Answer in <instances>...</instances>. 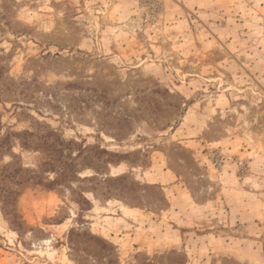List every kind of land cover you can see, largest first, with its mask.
I'll use <instances>...</instances> for the list:
<instances>
[{
    "label": "rangeland",
    "instance_id": "rangeland-1",
    "mask_svg": "<svg viewBox=\"0 0 264 264\" xmlns=\"http://www.w3.org/2000/svg\"><path fill=\"white\" fill-rule=\"evenodd\" d=\"M0 57L20 164L25 131L129 154L0 209V264H264V0H0Z\"/></svg>",
    "mask_w": 264,
    "mask_h": 264
},
{
    "label": "trees",
    "instance_id": "trees-1",
    "mask_svg": "<svg viewBox=\"0 0 264 264\" xmlns=\"http://www.w3.org/2000/svg\"><path fill=\"white\" fill-rule=\"evenodd\" d=\"M4 69L5 67L0 62V80ZM2 126L0 115V131ZM16 136L20 138V146L23 150H45L48 160L38 169L24 167L18 162L19 156L13 153L14 146L11 143V134L0 136V209L6 220L14 228L23 227L17 212V203L27 187L41 186L53 190L60 187L73 188V183L86 181L106 185L107 183H121L126 180L125 176L112 177L105 170L108 171L111 166H119L127 162L129 154L110 153L95 145L87 146L76 144L75 142L66 143L61 141L60 137L53 132L42 136L39 142L35 141L37 135L29 131L18 133ZM52 138H55V140L50 142L48 139ZM73 145L79 147L77 155H73L71 152L66 154L64 147ZM7 156L11 157L12 160L10 162L5 161ZM79 160L87 163L78 167L77 161ZM86 170L93 171V174L90 177L83 178L81 174ZM49 173L54 174L52 179L45 176ZM104 175L107 176L106 179H103ZM131 186H136V183L134 181L131 182ZM77 189L80 191L82 200H85L83 195L86 191L95 192L93 191L94 189H82L80 186ZM15 230L18 229L15 228ZM74 235L79 234L75 233ZM93 238L100 241L103 249L109 247L104 240L94 236ZM71 242L73 243L72 239Z\"/></svg>",
    "mask_w": 264,
    "mask_h": 264
}]
</instances>
